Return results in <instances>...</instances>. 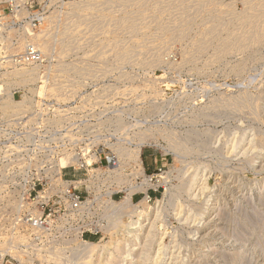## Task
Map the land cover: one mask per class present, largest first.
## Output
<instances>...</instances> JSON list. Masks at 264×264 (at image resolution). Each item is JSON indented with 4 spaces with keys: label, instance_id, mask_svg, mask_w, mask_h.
Here are the masks:
<instances>
[{
    "label": "rangeland",
    "instance_id": "374dc122",
    "mask_svg": "<svg viewBox=\"0 0 264 264\" xmlns=\"http://www.w3.org/2000/svg\"><path fill=\"white\" fill-rule=\"evenodd\" d=\"M49 5L34 33L45 53L43 68L9 78L59 83L47 93L59 98L55 114L33 121L34 144L48 149L50 175L59 181L60 150L85 156L88 171L67 168L64 174L87 179L80 191L89 209L80 229L50 235L22 230L12 217L0 219L5 224L0 241L14 264L91 259L96 264H264V33L255 39L264 31V0H51ZM45 26L50 31H42ZM38 92L32 87L33 96ZM19 106L7 102L0 109ZM95 142L105 152L135 151L142 144L145 168L156 173L153 184L160 186L156 197L138 207L155 209L133 230L141 242L127 238L113 258H98L95 251L86 257L81 249L85 241L110 248L117 224L127 222L124 236L138 217L112 220L106 181L92 179L90 163L100 160L90 157ZM155 156L164 163L161 172L148 169ZM92 186L102 189L89 197L86 187ZM35 236H42L37 244L30 240Z\"/></svg>",
    "mask_w": 264,
    "mask_h": 264
},
{
    "label": "built area",
    "instance_id": "2783aa9c",
    "mask_svg": "<svg viewBox=\"0 0 264 264\" xmlns=\"http://www.w3.org/2000/svg\"><path fill=\"white\" fill-rule=\"evenodd\" d=\"M50 2L0 0V104H20L18 111L0 109V219L5 221L4 217H12L11 221H21L22 230L34 228L43 235L80 229L83 214L89 209V199L84 195L85 192L80 191L87 179H77L75 176L66 178L64 174L67 168L88 171L84 166H89L88 162L83 161L85 156L73 154L67 149L60 150L57 165L67 154L75 162L63 167L64 180L59 181L50 175L48 149L43 143L34 144L33 121H43L55 114L53 104L59 102V98L49 97L47 93L50 87L59 83L51 85L43 77L36 81L28 79L22 83L18 79L13 82L8 75L13 72L29 75L34 68L42 66L44 54L39 45L34 43L33 36L45 22ZM32 87L39 88L38 96L32 95ZM134 154V150L116 148L105 152L96 142L92 146L90 157H100L99 161L90 163L94 167L91 169L92 179L97 182L101 179L106 181L103 192L107 198L113 200L119 193L128 191L134 192L133 200L145 196H150L149 200H152L156 197L160 190V186L153 184L156 173L148 171L144 165V175H138L132 160ZM75 165L80 167L77 169ZM156 170L161 172L162 169L160 167ZM52 183H55L53 190L41 194V197L40 192L49 190ZM86 188L89 197L96 189H102L99 186ZM19 204L21 207L17 211ZM16 227L13 225L10 229L16 231ZM4 228L5 224L1 222V241ZM41 239L42 236L30 238L35 244ZM1 241L0 264H14L16 259Z\"/></svg>",
    "mask_w": 264,
    "mask_h": 264
},
{
    "label": "bare ground",
    "instance_id": "6f19581e",
    "mask_svg": "<svg viewBox=\"0 0 264 264\" xmlns=\"http://www.w3.org/2000/svg\"><path fill=\"white\" fill-rule=\"evenodd\" d=\"M105 4V3H104ZM95 5V4H94ZM260 10V9H259ZM262 10V9H261ZM57 11H55L54 13H56ZM53 13V14H54ZM264 13V12H263ZM56 14H58V13H56ZM261 14V13H260ZM259 14V15H260ZM253 15V14H252ZM252 15H250V16H252ZM256 16V15H255ZM248 17V16H247ZM257 17V16H256ZM261 17H262V15H261ZM95 18V17H94ZM249 18H251V17H249ZM251 19H253V18H251ZM258 19V18H257ZM49 20V19H48ZM54 21H52V22H54L55 23V19H53ZM100 21V20H99ZM135 21V20H134ZM52 22H50V23H52ZM251 22H253V21H251ZM256 22V21H255ZM261 22H264V21H262L261 20ZM261 22H260V25H261ZM48 23H49V21H48ZM50 23L48 24V25H50ZM249 23V22H248ZM131 24V23H130ZM251 24H253V23H251ZM247 25V24H246ZM56 26V25H55ZM130 26V25H129ZM259 26V25H258ZM258 26H256V27H258ZM50 27V26H49ZM52 27V26H51ZM54 27V26H53ZM248 27V26H247ZM254 27V26H253ZM46 28H47V32L48 31H50V30H48V27H46L45 26V29H42V31L43 30H45L46 31ZM251 28V27H250ZM250 28H248V29H250ZM263 28H264V26H263ZM259 29V28H258ZM252 30V29H251ZM41 31V30H40ZM52 31V30H51ZM253 31H254V29H253ZM252 31V32H253ZM37 32V31H36ZM248 32H250V31H248ZM40 33H42V32H40ZM54 33V32H53ZM52 33V34H53ZM255 33V32H254ZM253 33V34H254ZM264 33V31L263 30H259V31H257L256 32V38L255 39H259L260 38V36L262 35ZM36 34H38V33H36ZM35 34V35H36ZM47 34V33H46ZM248 34V33H247ZM33 36L34 38H33V41H34V43L35 44H37V46L40 44L39 42H37V41H35L36 40V38L35 37H37V36ZM51 35V34H50ZM54 35V34H53ZM61 34H59V36H60ZM41 35H39V37H40ZM243 36H245V35H243ZM242 36V37H243ZM45 37V36H44ZM44 37H42L41 39H43ZM239 37H241V36H239ZM250 38H252V35L250 36ZM262 38V37H261ZM62 39V38H61ZM254 39V40H255ZM240 40V39H239ZM248 40V39H247ZM263 40H264V38H263ZM43 42H45V41H43ZM251 42V41H250ZM250 42H249V44H247L246 46H248V45H250ZM42 43V42H41ZM206 43V42H205ZM237 43V42H236ZM235 43V44H236ZM202 44V43H201ZM245 45V44H244ZM42 46H43V43H42V45H41V49H42ZM229 46V45H228ZM227 46V47H228ZM231 46V45H230ZM243 46V45H242ZM241 46V47H242ZM246 46H244V47H246ZM40 47V46H39ZM226 47V46H225ZM224 47V48H225ZM240 47V48H241ZM203 48V47H202ZM43 52H45V51H43ZM45 54V53H44ZM48 55V54H47ZM50 55V54H49ZM47 70V69H46ZM32 71H34V70H32ZM12 74H15L14 72L13 73H11V74H8V75H12ZM19 74H17V76H14V77H19L18 76ZM22 75V77L21 78H23V77H27L28 76V74H21ZM11 78V77H10ZM12 79V78H11ZM18 79H20V78H18ZM14 80V79H13ZM12 80V81H13ZM25 81H27V78H25L24 80H23V82H25ZM13 82H16V80H14ZM138 145H137V147H136V150H135V154H134V156H133V163H134V165H135V168L137 169V174L138 175H144V159H143V156H142V144H139V143H137ZM74 161H75V159H74ZM62 162H65V163H62ZM73 162V157L71 158V157H69V154H67V155H65V156H63L60 160H59V164H58V166L60 167V178L61 179H63L64 177H63V167H66V166H68V165H71V163ZM64 180V179H63ZM51 187H52V185H51ZM50 187V188H51ZM50 188H49V190H50ZM49 190H47V191H44V192H40V196H41V194H43V193H48V191ZM261 193H263V192H261ZM133 194H134V192L132 191V192H130L128 195H126L125 197H123L120 201H115L114 199V201H112V199H110L111 200V205L109 206V209H110V214H115V216H113V218H112V220H117L118 221V219H121L124 215H126V214H129V215H132V214H136L137 215V217H138V219L136 220V221H134V222H132V223H130V224H128L127 226L130 228L129 230H126L125 231V234H124V236H123V234L122 233H120L123 229V227H124V225L127 223V222H123L124 223V225L122 224V225H120V224H117L118 226H116V227H118V229L116 230V232H113V239H112V241L110 242V244L108 245V247H110V248H106L107 246H103V245H100L101 247H99V244H97V243H95V242H91V241H85L84 242V244H83V247H82V249H81V252L82 253H84V254H86V255H88V256H86V257H89V255H91L92 256V252H94L95 251V253H98V258L99 257H101V254L103 255V254H105L106 256H107V258H109L108 256H111V258H113V257H115L116 256V254H118V253H121V249L123 248V246H124V244L125 243H127L126 241H127V238H131L132 240H133V243L134 244H137V243H139V242H141V240H140V238L138 237V236H136L135 234H133V230H137V227H139L140 225H139V220H143V219H150L153 215H155L154 213H155V209L154 208H149L148 210H146V209H141V210H138V207H140L141 205H143V204H148V200H149V198H150V196H145V197H143L141 200H139L137 203L133 200ZM264 194V193H263ZM264 196V195H263ZM41 197H43V196H41ZM261 200H263V199H261ZM264 203V202H263ZM262 204V203H261ZM145 205V206H146ZM215 206V205H214ZM217 206V205H216ZM215 206V207H216ZM261 206V205H260ZM264 206V205H263ZM263 206H261V207H263ZM20 207H21V205L19 204L16 208H17V211H18V209H20ZM243 209V208H242ZM245 209V208H244ZM243 209V210H244ZM218 211V210H217ZM220 211H222V210H220ZM255 210H253V212H254ZM257 211H259V210H257ZM256 211V212H257ZM224 212H226V211H223L222 213H224ZM250 212V211H249ZM252 212V213H253ZM258 213V212H257ZM226 214V213H225ZM227 214H229V213H227ZM241 214V213H240ZM250 214V213H249ZM259 214V213H258ZM262 214V213H261ZM222 216L221 217H225V216H223V214H221ZM242 215H244V213L242 212ZM245 215H247V214H245ZM262 215H264V214H262ZM254 216H256V215H254ZM219 217V216H218ZM220 217V218H221ZM229 217V216H228ZM247 218H245V219H249V221L248 222H250V221H252L248 216H246ZM252 217V216H251ZM261 217H263V216H261ZM219 218V219H220ZM257 218V217H256ZM258 218H260V217H258ZM222 219V218H221ZM253 220L255 221V219L253 218ZM263 220H264V218H263ZM221 221H224V219L223 220H221ZM227 221V220H226ZM230 221V220H229ZM260 221V220H259ZM258 221V222H259ZM131 222V221H130ZM232 222V221H231ZM234 222V221H233ZM232 222V223H233ZM253 222V221H252ZM252 222H250V223H252ZM262 222V221H261ZM261 222H260V224H261ZM228 223H230V222H228ZM236 224L238 223V222H235ZM249 223V224H250ZM254 226V228L255 227H257V225H256V223L254 224V222H253V224H251V226ZM247 228V227H246ZM249 228V227H248ZM217 230V229H216ZM221 230H224V228H221ZM250 230H252V229H250ZM117 231H119V232H117ZM241 232V231H240ZM252 233V232H251ZM135 235V236H134ZM138 235H140V234H138ZM239 235V234H238ZM237 235V236H238ZM241 235H242V233H241ZM234 235H232L231 237H233ZM243 236V235H242ZM241 237V236H240ZM240 237H238V238H240ZM244 237V236H243ZM236 237L234 236L233 237V239H235ZM241 240L242 239H244V238H240ZM237 240V241H241V240ZM236 240V239H235ZM234 240V241H235ZM237 241H235V242H237ZM243 242H245L244 240H242ZM97 247H99L98 248V250H97ZM221 251V250H220ZM220 251H219V253H220ZM224 252V251H223ZM94 253V254H95ZM229 253V252H228ZM221 254V253H220ZM232 255V254H231ZM231 255H229V256H231ZM222 256V255H221ZM225 256V255H224ZM223 256V257H224ZM222 258V257H221ZM231 258V257H230ZM224 259H229V258H225L224 257ZM109 260V259H108ZM91 261V262H90ZM97 261V259H91V260H89L88 261V263H85V264H96L95 262ZM227 261V260H226ZM231 261V260H230ZM233 261V260H232ZM230 264H232L231 262H230Z\"/></svg>",
    "mask_w": 264,
    "mask_h": 264
},
{
    "label": "crops",
    "instance_id": "0c3cea01",
    "mask_svg": "<svg viewBox=\"0 0 264 264\" xmlns=\"http://www.w3.org/2000/svg\"><path fill=\"white\" fill-rule=\"evenodd\" d=\"M145 155V154H144ZM152 156V154H150ZM150 155L148 154L147 156L150 157ZM146 156V157H147ZM145 157V156H144ZM144 159V158H143ZM164 158H161V161H163ZM153 162L151 163V165L148 164V169H153V170H156L159 168V165L161 166H164V163L163 162H160L159 163V159L157 158V156L153 157L152 158Z\"/></svg>",
    "mask_w": 264,
    "mask_h": 264
}]
</instances>
